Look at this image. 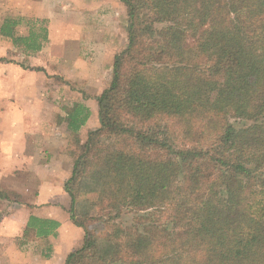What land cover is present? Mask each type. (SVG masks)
Returning <instances> with one entry per match:
<instances>
[{"label": "trees", "instance_id": "trees-1", "mask_svg": "<svg viewBox=\"0 0 264 264\" xmlns=\"http://www.w3.org/2000/svg\"><path fill=\"white\" fill-rule=\"evenodd\" d=\"M121 1L127 44L99 125L82 142L89 108L67 118L84 241L65 264H264V0ZM22 21L0 33L40 49L46 26L22 35ZM58 225L30 218L25 237Z\"/></svg>", "mask_w": 264, "mask_h": 264}, {"label": "crops", "instance_id": "crops-1", "mask_svg": "<svg viewBox=\"0 0 264 264\" xmlns=\"http://www.w3.org/2000/svg\"><path fill=\"white\" fill-rule=\"evenodd\" d=\"M11 3L14 15L29 20L25 28L17 27L19 33L28 35L30 23L38 20L47 28V39L40 49L27 52L0 33V83L4 85H0V264H65L68 254L84 241V230L70 217L71 200L64 188L72 173L74 158L70 150L76 140L67 118L82 105L89 108L90 115L78 131L80 141H86L89 130L99 125L96 96L110 83L93 96L86 89H70L72 95L75 91L86 92L88 98L75 96L76 104L65 113L64 104L60 106L58 100L51 99L49 82L64 75L63 79L69 80L66 68L57 65L58 60L71 62L82 49L90 51L89 55L94 49L101 59L108 60L95 66L96 72L103 74L108 65L112 79L114 58L127 44V9L121 0ZM74 33L78 36L69 40L67 37ZM119 35L124 40L118 42ZM5 56L10 59L5 60ZM73 68L75 77L79 72L75 64ZM85 74L90 76V69ZM32 83L36 96L21 94ZM39 109L48 110L47 115L41 116ZM33 217L58 221L56 234L38 237L34 229L26 238V227Z\"/></svg>", "mask_w": 264, "mask_h": 264}, {"label": "rangeland", "instance_id": "rangeland-1", "mask_svg": "<svg viewBox=\"0 0 264 264\" xmlns=\"http://www.w3.org/2000/svg\"><path fill=\"white\" fill-rule=\"evenodd\" d=\"M12 0H0V23L2 21V18H6V17H21L23 18V21L21 23V26L23 25V27L25 28L26 25L29 24V20L27 19L26 16H21V15H14V11H10L13 8L14 3H11ZM121 12H123V10H120ZM11 12V13H10ZM114 13H112V15H114ZM122 18V16H121ZM109 35V34H108ZM108 35L106 37H108ZM76 35L71 34L70 36H68L67 38L73 39L75 38ZM113 36V35H112ZM118 42H120L121 40H124V36L123 35H119V37H117L116 39ZM93 51L90 55L88 54V52L85 49H82V52L78 55H76V57L74 58L75 60H71V62H67V61H63V59L58 60L60 63L65 62V63H58L57 65H62L64 68H66L67 70V74L66 77L69 78V80L67 79H63L65 77L64 76H56V78L50 80L49 84L51 85L52 88V92H51V99H56L59 102V105H63L64 104V109L63 111L65 113L69 112V110H71L73 108V105L76 104L75 100V96H79L80 98H88L86 97V92L88 93L89 96H93L95 94H99L105 86H107L110 83V79H111V69H109L108 65L105 67L103 74H99L97 73V68L95 66H99L100 63L105 64L106 62L108 63V60H104L101 59V57H99V53L96 50H91ZM9 54V52H8ZM96 55V58H92V56ZM4 59V58H2ZM9 56H5V60H9ZM49 60H51V58H47ZM100 59V60H99ZM21 60V59H20ZM52 62V61H51ZM50 62V63H51ZM73 64H75L77 72H79V75H77V73L75 74V77L72 75V73L75 71V68H73ZM56 65V67H57ZM56 69V68H55ZM90 69L91 75L88 76V74H85V70L88 71ZM93 72H96V74L94 75ZM41 78H38L37 80H40ZM56 79V80H55ZM55 84L58 85V87L60 88L59 92L57 91V88L55 86ZM1 86H4L2 83H0ZM33 83L32 84H28L27 87L25 89H23L21 91V94L24 95H32V97L36 96L37 91L33 88ZM63 85V86H62ZM61 88H64L63 91ZM79 90V89H86L85 93L82 94L79 91H75L73 92L72 95V91L70 90ZM52 94H56L55 96H52ZM33 109V108H32ZM39 111L43 112L39 114L41 116H46L47 111L45 109H39ZM32 113V111H31ZM98 115V114H97ZM96 115V117H97ZM27 116V115H26ZM96 122L99 123V118H96ZM88 135V134H87ZM86 135V138H87ZM177 140V139H176Z\"/></svg>", "mask_w": 264, "mask_h": 264}]
</instances>
